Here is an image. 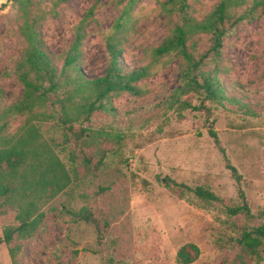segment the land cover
I'll list each match as a JSON object with an SVG mask.
<instances>
[{
	"label": "rangeland",
	"instance_id": "obj_1",
	"mask_svg": "<svg viewBox=\"0 0 264 264\" xmlns=\"http://www.w3.org/2000/svg\"><path fill=\"white\" fill-rule=\"evenodd\" d=\"M127 0H35L34 13L44 15L39 31L48 50L56 55L75 37V25L86 19L84 58L81 66L89 76L103 73L110 59L106 37ZM165 0H136L131 18L120 36L122 63L132 69L150 63L147 48L159 44L173 18L162 9ZM219 0H192L194 13L203 17ZM0 0V95L5 104L18 101L22 83L16 75L24 39L11 3ZM93 14L89 15V11ZM87 17V18H86ZM202 35L200 46H208ZM220 65L225 87L248 101L252 112L237 107L212 106L211 118L203 111L187 109L180 117L175 110L152 120L149 127L128 132L119 152H108L100 173L78 176L71 162L72 144H64L63 130L52 122L41 123L44 138L54 145L71 176L70 185L47 204L36 237L20 240L19 264H181L179 249L188 243L200 248L190 264H243L238 244L243 229L259 221L231 215L228 206L242 204L238 184L227 167L226 156L242 175V186L252 212L264 209V13L236 25L225 37ZM181 63L174 54L150 66L139 82L141 96L123 93L113 99L121 113L140 117L159 112L166 95L180 86ZM198 104L197 98L193 100ZM133 116V114H131ZM128 121L127 115L120 116ZM13 123V129L20 121ZM110 115L98 113L103 123ZM161 126V127H160ZM213 126L219 144L209 133ZM162 131H157L158 128ZM209 188L221 200L207 202L192 191L180 197L173 182ZM89 206L105 225L100 236L93 226L77 221L68 212ZM12 214L0 216V264H13L4 240V225ZM105 223H104V222ZM255 259V258H254ZM259 260L264 264V250ZM251 259L247 258L246 261Z\"/></svg>",
	"mask_w": 264,
	"mask_h": 264
},
{
	"label": "trees",
	"instance_id": "obj_2",
	"mask_svg": "<svg viewBox=\"0 0 264 264\" xmlns=\"http://www.w3.org/2000/svg\"><path fill=\"white\" fill-rule=\"evenodd\" d=\"M8 3L18 21L21 20L19 32L24 39L22 53L15 63L17 78L23 86L22 96L18 101L5 104L0 95V216L6 218L12 214L3 231L13 264H19L22 243L18 241L39 234L45 218L41 207L71 182L69 170L55 153L54 145L44 138L41 123L52 122L53 127L63 130V143L74 147L70 158L78 176L82 173L97 176L108 152H119V144L128 132H134L137 127H149L152 120L161 115L166 116L168 122L172 109L180 117L187 109L203 111L212 124V106H231L255 113L248 101L231 94L225 87L220 62L226 35L239 23L256 18L259 10L264 13V0H219L203 17L195 15L192 0L163 1V11L176 18L172 19L163 40L147 48L150 63L132 69L121 61L124 35H118L129 22L136 3V0H127L115 21V32L106 37L108 66L96 76H89L81 66L85 55L86 19L75 25V37L68 48L54 55L39 31L44 15L34 13L35 0H5L4 5ZM88 14H93V10ZM202 35L208 36L206 47L200 46ZM173 54L181 63L180 86L151 107H157L159 112L140 117L136 125L132 119L135 112L121 113L113 99L126 92L141 96L143 89L139 82L149 76L150 66ZM194 98L198 99V104L193 103ZM98 113L110 115V120L96 123L94 118ZM122 115H127L128 121L120 119ZM19 119H22L20 125L13 129V123ZM160 127L157 131H162ZM209 133L219 144L213 126ZM220 148L238 184L242 201V204L228 206V213L259 221L250 229H243L237 240L241 261L250 264L259 260L264 250V209L252 212L242 186V175L228 160L225 149ZM173 185L178 188L175 192L180 197L187 190L207 202L221 200L203 186L192 188L176 182ZM68 212L77 221L93 226L100 236L104 234L105 225L91 207ZM199 255L200 248L188 243L179 249L177 261L190 264ZM247 258L251 260L247 262Z\"/></svg>",
	"mask_w": 264,
	"mask_h": 264
}]
</instances>
